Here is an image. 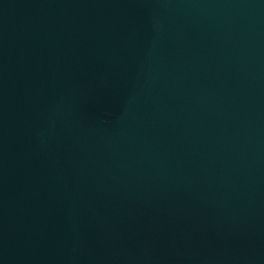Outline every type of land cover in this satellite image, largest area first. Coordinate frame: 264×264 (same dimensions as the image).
Segmentation results:
<instances>
[{
    "label": "water",
    "instance_id": "water-1",
    "mask_svg": "<svg viewBox=\"0 0 264 264\" xmlns=\"http://www.w3.org/2000/svg\"><path fill=\"white\" fill-rule=\"evenodd\" d=\"M0 264H264V0H0Z\"/></svg>",
    "mask_w": 264,
    "mask_h": 264
}]
</instances>
